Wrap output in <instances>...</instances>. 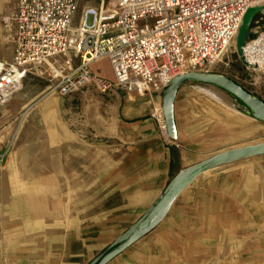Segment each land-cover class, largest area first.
Segmentation results:
<instances>
[{
    "label": "crops",
    "instance_id": "crops-1",
    "mask_svg": "<svg viewBox=\"0 0 264 264\" xmlns=\"http://www.w3.org/2000/svg\"><path fill=\"white\" fill-rule=\"evenodd\" d=\"M10 4L3 0L0 13ZM9 50L0 57L10 60ZM102 60L109 64L98 58L94 70ZM47 81L28 74L0 109V150L11 145L0 165V264H65L92 252L90 259L180 167L258 125L212 84L186 80L174 102L175 138L157 126L160 92L119 87L108 89L96 124L81 131L61 119L58 96L50 107L43 104L50 94L36 98ZM105 264H264V160L199 174L153 229Z\"/></svg>",
    "mask_w": 264,
    "mask_h": 264
},
{
    "label": "built area",
    "instance_id": "built-area-1",
    "mask_svg": "<svg viewBox=\"0 0 264 264\" xmlns=\"http://www.w3.org/2000/svg\"><path fill=\"white\" fill-rule=\"evenodd\" d=\"M10 1L0 13L2 39L12 51L10 60L0 57V109L28 74L47 79L48 89L60 94L86 85L161 92L179 73L228 63L245 11L264 3L98 0L76 18L78 0ZM101 57L108 58L112 77L93 69ZM238 57L248 68L264 70V26L245 40ZM155 113L159 131L169 136L162 107ZM10 148L0 150V165Z\"/></svg>",
    "mask_w": 264,
    "mask_h": 264
},
{
    "label": "water",
    "instance_id": "water-1",
    "mask_svg": "<svg viewBox=\"0 0 264 264\" xmlns=\"http://www.w3.org/2000/svg\"><path fill=\"white\" fill-rule=\"evenodd\" d=\"M259 10H264V3L248 7L243 15L236 34V49L239 54L253 17ZM186 80H198L221 87L243 104L244 110L251 116L264 121V97L236 78L218 71H186L175 75L161 91V107L169 136H177L174 102L179 86ZM260 154H264V139L231 146L180 167L146 209L85 264H105L153 229L165 217L179 193L202 172Z\"/></svg>",
    "mask_w": 264,
    "mask_h": 264
},
{
    "label": "rangeland",
    "instance_id": "rangeland-1",
    "mask_svg": "<svg viewBox=\"0 0 264 264\" xmlns=\"http://www.w3.org/2000/svg\"><path fill=\"white\" fill-rule=\"evenodd\" d=\"M98 2H99L98 0H78L76 18L79 17V15L81 14L85 6L98 5ZM2 3H3V0H0V10L2 8ZM263 26H264V16L258 22H254V25L250 26L246 39H248L251 36H254L258 30L263 28ZM235 45H236V37H235ZM10 46L11 45L8 42L2 39V30H1V36H0V51L1 52L0 54L2 53L4 55H8L10 52L9 50ZM227 59L229 60L228 63L225 64L224 62H219L213 67L212 71H218V72H222L227 75H230L236 78L237 80H239L241 83H243L245 86H247L252 91L264 97V70L248 68L243 63V61L238 57L237 50L234 48H233V51L229 53ZM97 65H98L97 66L98 70L101 71L102 73L111 74V68L109 64L105 62L104 60L99 62ZM47 94L58 96L59 98L58 109H59V114L61 116V119H63L66 123L75 127V129L77 130H80L82 128L81 131H83L85 129L84 128L85 126L96 124L95 110L96 108L100 107V104L102 103V100H103V95L109 94V90L103 91L93 85H86L84 87L73 90L66 94H60L58 92H54L49 89H46L43 92H38L36 94V98L39 99ZM233 100L237 104V106L234 105L236 106L237 109L233 111L236 114H238L239 110L244 111L243 104L238 102V100L235 97H233ZM159 102H161V92L159 96ZM85 109L91 110L90 113L92 112L91 114H93L92 121L90 120L86 121L84 119ZM257 120H258L257 121L258 125H254L253 132L248 137L231 143V146L263 140L264 139V121L260 119H257ZM157 126H158V123H157ZM123 148L124 147H120V156H121V151L125 152ZM260 160H264V154L252 156L247 159L234 161V162L220 165L214 168H210L202 172L201 174H206V173H210V172L217 171V170H228V169H232L236 167H244L254 162H258ZM130 223H128L124 228H126ZM94 252L95 254L97 253L96 250ZM91 254L92 252L83 253L80 260L78 258L77 260H74V261L68 260L65 264H85L89 260L88 257Z\"/></svg>",
    "mask_w": 264,
    "mask_h": 264
},
{
    "label": "bare ground",
    "instance_id": "bare-ground-1",
    "mask_svg": "<svg viewBox=\"0 0 264 264\" xmlns=\"http://www.w3.org/2000/svg\"><path fill=\"white\" fill-rule=\"evenodd\" d=\"M212 84V83H210ZM215 92L217 94H220L222 95L223 97H225L227 100H229L230 102H234V100L232 99L231 95L226 93L221 87L215 85V84H212ZM43 104L45 107H50V106H53L55 104H57V99L55 96H52V95H49V96H46L43 100ZM161 107V102L158 103V108ZM160 110V109H159Z\"/></svg>",
    "mask_w": 264,
    "mask_h": 264
},
{
    "label": "flooded vegetation",
    "instance_id": "flooded-vegetation-1",
    "mask_svg": "<svg viewBox=\"0 0 264 264\" xmlns=\"http://www.w3.org/2000/svg\"><path fill=\"white\" fill-rule=\"evenodd\" d=\"M263 16H264V14L263 13H257V15H255L254 17H253V20H252V22H251V25H254V22H258L261 18H263Z\"/></svg>",
    "mask_w": 264,
    "mask_h": 264
},
{
    "label": "trees",
    "instance_id": "trees-1",
    "mask_svg": "<svg viewBox=\"0 0 264 264\" xmlns=\"http://www.w3.org/2000/svg\"><path fill=\"white\" fill-rule=\"evenodd\" d=\"M258 12L260 13L261 11H258ZM258 12H257V13H258ZM257 13H256L255 15H257ZM255 15H254V16H255Z\"/></svg>",
    "mask_w": 264,
    "mask_h": 264
}]
</instances>
